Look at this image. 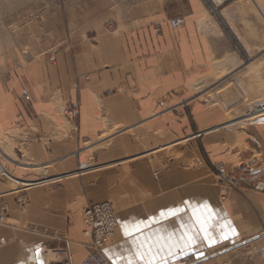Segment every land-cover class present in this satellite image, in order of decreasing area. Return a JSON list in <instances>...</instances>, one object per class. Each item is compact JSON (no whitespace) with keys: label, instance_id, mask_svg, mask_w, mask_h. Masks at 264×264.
I'll list each match as a JSON object with an SVG mask.
<instances>
[{"label":"crops","instance_id":"0c3cea01","mask_svg":"<svg viewBox=\"0 0 264 264\" xmlns=\"http://www.w3.org/2000/svg\"><path fill=\"white\" fill-rule=\"evenodd\" d=\"M52 2L18 47L0 33V264H81L83 210L103 202L107 264H264V166L246 168L264 126L234 129L204 89L264 51L246 0ZM42 168L50 183L26 187Z\"/></svg>","mask_w":264,"mask_h":264},{"label":"rangeland","instance_id":"374dc122","mask_svg":"<svg viewBox=\"0 0 264 264\" xmlns=\"http://www.w3.org/2000/svg\"><path fill=\"white\" fill-rule=\"evenodd\" d=\"M55 2L52 0H0V33L12 37L14 44L18 47L19 39L23 35L24 26L31 21H37L44 11H50ZM249 18L258 19L264 25V0H246L244 7ZM112 29V27H107ZM1 55H9L6 49H0ZM264 51L255 58H251L250 66L244 73L237 75H226L221 72L216 79L204 87L212 90L208 102H215L230 108L228 112V124H235L234 129H250L252 132L258 124L264 126ZM262 113H257L260 111ZM1 145V143H0ZM254 156L251 162L246 163L250 173H256L264 166L263 148L256 144L252 146ZM257 165L255 166V164ZM260 165H259V164ZM40 173L39 177L26 182V187H32L46 181L50 183L47 168L33 170ZM47 174V175H46ZM32 183V185L30 184ZM109 244V243H108ZM107 247V246H106ZM193 257L171 258L167 262L175 264L180 261L189 262Z\"/></svg>","mask_w":264,"mask_h":264},{"label":"built area","instance_id":"2783aa9c","mask_svg":"<svg viewBox=\"0 0 264 264\" xmlns=\"http://www.w3.org/2000/svg\"><path fill=\"white\" fill-rule=\"evenodd\" d=\"M172 28L176 29L183 24V19L175 18L170 21ZM264 57V54H263ZM50 60H54L53 57ZM25 97L28 98L27 94ZM79 110L73 108L68 114L74 117L78 116ZM213 169L218 178V184L221 192V199L226 200L232 191H238L236 179L227 172L224 164H217ZM157 176V174H156ZM46 181H40L44 183ZM38 183V184H40ZM32 185V183H30ZM255 190L264 189V184L259 183L254 187ZM0 222H5V216L0 215ZM84 234L89 238V252L81 264H107L105 249L112 239L116 227V212L110 202L95 203L87 205L83 210ZM264 235V233H263Z\"/></svg>","mask_w":264,"mask_h":264},{"label":"snow or ice","instance_id":"6c2138e0","mask_svg":"<svg viewBox=\"0 0 264 264\" xmlns=\"http://www.w3.org/2000/svg\"><path fill=\"white\" fill-rule=\"evenodd\" d=\"M126 235H127V233H126ZM206 240H207L209 246L211 247L212 246L211 239L210 238H206ZM188 244L191 245V246H194L193 245V240L192 239H188ZM137 256H138V258H140V257L143 256V253H141V252L138 251L137 252ZM113 261H114V258H110V264H113ZM128 264H132V261H128ZM148 264H154V262L153 261H149Z\"/></svg>","mask_w":264,"mask_h":264},{"label":"water","instance_id":"95a60500","mask_svg":"<svg viewBox=\"0 0 264 264\" xmlns=\"http://www.w3.org/2000/svg\"><path fill=\"white\" fill-rule=\"evenodd\" d=\"M37 256H38V264H45L44 260L42 259L41 250L38 251Z\"/></svg>","mask_w":264,"mask_h":264},{"label":"bare ground","instance_id":"6f19581e","mask_svg":"<svg viewBox=\"0 0 264 264\" xmlns=\"http://www.w3.org/2000/svg\"><path fill=\"white\" fill-rule=\"evenodd\" d=\"M257 113H262L261 110L260 111H257Z\"/></svg>","mask_w":264,"mask_h":264}]
</instances>
